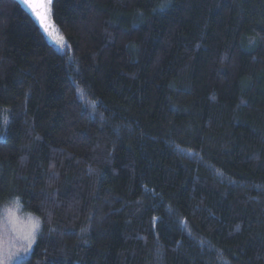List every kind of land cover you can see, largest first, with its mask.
Masks as SVG:
<instances>
[{
    "label": "trees",
    "instance_id": "1",
    "mask_svg": "<svg viewBox=\"0 0 264 264\" xmlns=\"http://www.w3.org/2000/svg\"><path fill=\"white\" fill-rule=\"evenodd\" d=\"M0 0V210L18 264H264V0Z\"/></svg>",
    "mask_w": 264,
    "mask_h": 264
},
{
    "label": "rangeland",
    "instance_id": "2",
    "mask_svg": "<svg viewBox=\"0 0 264 264\" xmlns=\"http://www.w3.org/2000/svg\"><path fill=\"white\" fill-rule=\"evenodd\" d=\"M41 229L35 214L23 211L19 203L0 210V264H18L27 258Z\"/></svg>",
    "mask_w": 264,
    "mask_h": 264
},
{
    "label": "water",
    "instance_id": "3",
    "mask_svg": "<svg viewBox=\"0 0 264 264\" xmlns=\"http://www.w3.org/2000/svg\"><path fill=\"white\" fill-rule=\"evenodd\" d=\"M24 10L45 30L49 29V5L47 0H16Z\"/></svg>",
    "mask_w": 264,
    "mask_h": 264
}]
</instances>
